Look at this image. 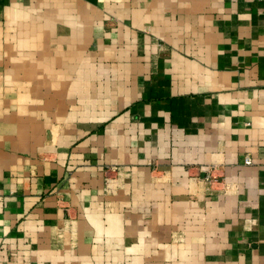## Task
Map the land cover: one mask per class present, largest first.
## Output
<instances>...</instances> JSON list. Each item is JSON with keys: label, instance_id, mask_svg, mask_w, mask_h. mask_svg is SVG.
<instances>
[{"label": "crops", "instance_id": "obj_1", "mask_svg": "<svg viewBox=\"0 0 264 264\" xmlns=\"http://www.w3.org/2000/svg\"><path fill=\"white\" fill-rule=\"evenodd\" d=\"M111 1L0 0V42L17 26L5 48L11 61L29 62L33 40L45 35L41 24L29 25L33 17H92L94 3L106 5L99 14L129 12L126 0L117 8ZM148 1L147 13L133 14L166 16L164 26L148 29L175 54L157 76L130 72L132 83L118 93L130 102L122 114L97 108L103 113L87 125L100 129L85 143L117 149L105 159L124 168L105 184L95 167L76 168L74 185L64 189L71 207L66 233L56 197L36 209L40 221L35 213L24 217L29 197L15 208L7 195L0 264H264V0ZM78 2L85 6L79 11L72 7ZM125 31L123 23L109 34L112 46L122 45ZM133 38L140 40V31ZM113 57L127 61L124 53Z\"/></svg>", "mask_w": 264, "mask_h": 264}, {"label": "rangeland", "instance_id": "obj_2", "mask_svg": "<svg viewBox=\"0 0 264 264\" xmlns=\"http://www.w3.org/2000/svg\"><path fill=\"white\" fill-rule=\"evenodd\" d=\"M126 1L130 10L125 16L99 14L106 5L94 3L97 12L92 17L84 14L33 17L29 25L41 24L45 35L40 38L36 33L39 37L33 40L34 47L27 57L29 62H24L20 56L11 61L5 45L9 38L17 35V26L6 28L0 42V208L4 207L7 195L15 208L20 206L21 199L29 197L26 206L30 208L24 217L35 213L41 221L44 215L36 209L42 207L46 198L56 197L62 211L58 219L66 223L63 225V233H66L69 232L67 221L71 218V207L64 189L74 185L72 175L76 168L95 167L103 173L104 184L111 182L110 173L124 168L116 161L105 159L107 153H115L117 149L113 151L104 143V149L101 143L98 146L85 143L100 129L87 128L88 121L103 113L102 110L95 111L97 108L111 116L122 114L120 109L130 102L118 97V93L123 86L129 88L132 83L128 74L137 69L143 77L157 76L167 66L163 61L175 54L164 41L151 37L148 29L156 22L164 26L167 17L135 15L134 9L147 13L149 1ZM117 3L118 0L109 2L111 8L113 4L117 8ZM72 7L79 11L85 6L78 2ZM123 23L125 39L121 41L122 47H114L115 41L109 34L115 30L117 35L118 24ZM55 25L56 31L53 30ZM68 25L74 28H70V32L65 30ZM81 26L89 29L85 31L88 39L83 38L85 32L79 31ZM136 30L140 31V40L133 38ZM69 45L72 49L67 48ZM69 50L77 57L72 60L70 54L65 57V51ZM123 53L127 61L119 64L113 55ZM54 57L58 62H54ZM149 82V79L144 82V89ZM87 152L90 158L85 156ZM76 153L78 156L74 158ZM27 185H42L43 190L38 188L33 193H26ZM6 187L13 189L5 194ZM51 229L54 231L53 227ZM64 237V234L60 236Z\"/></svg>", "mask_w": 264, "mask_h": 264}, {"label": "built area", "instance_id": "obj_3", "mask_svg": "<svg viewBox=\"0 0 264 264\" xmlns=\"http://www.w3.org/2000/svg\"><path fill=\"white\" fill-rule=\"evenodd\" d=\"M246 163L248 164V163H249V161L247 160V161H246Z\"/></svg>", "mask_w": 264, "mask_h": 264}]
</instances>
